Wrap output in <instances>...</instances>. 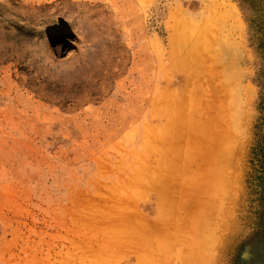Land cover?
<instances>
[{"label":"rangeland","instance_id":"obj_1","mask_svg":"<svg viewBox=\"0 0 264 264\" xmlns=\"http://www.w3.org/2000/svg\"><path fill=\"white\" fill-rule=\"evenodd\" d=\"M69 1L0 0V264H264V0Z\"/></svg>","mask_w":264,"mask_h":264},{"label":"bare ground","instance_id":"obj_2","mask_svg":"<svg viewBox=\"0 0 264 264\" xmlns=\"http://www.w3.org/2000/svg\"><path fill=\"white\" fill-rule=\"evenodd\" d=\"M64 1L70 2L69 0H64ZM72 3H74V2H72ZM79 4H81V2H79ZM1 26H2V25H1ZM182 29H183V27H182ZM183 30H184V29H183ZM176 32H177V31H176ZM181 34H182V33H181ZM177 35H178V34H177ZM185 35H186V34H185ZM178 36H179V35H178ZM183 36H184V32H183ZM179 37H180V36H179ZM181 38H182L183 40H185V37H184V38H183V37H180V39H181ZM178 41H179V39H178ZM181 41H182V40H181ZM195 41H197V40H195ZM183 42H184V41H182V43H183ZM190 42H191V41H190ZM180 43H181V42H180ZM184 43H185V42H184ZM186 43H187V42H186ZM192 43H193V42H192ZM194 43H195V42H194ZM194 43H193V44H194ZM154 104H155V101H152V100H151V106L154 107ZM156 134H157V133H156ZM192 135H193V134H192ZM193 138H194V137H193ZM176 143H177V142H176ZM141 172H142V171H141ZM143 173H144V171H143ZM143 173L138 174L137 180H139L140 178H142V177L144 176ZM141 174H142L143 176H142ZM145 174H146V171H145ZM161 174H162V173H161ZM158 176H159V175H158ZM159 177H160V176H159ZM156 178H157V177H156ZM156 178H154V179H156ZM203 178H204V177H203ZM158 179H159V178H158ZM158 179H157V181H158ZM161 179H163V178H161ZM167 181H168V179H167ZM203 181H205V180H203ZM212 181H213V180H212ZM155 182H156V180H155ZM197 182H198V181H197ZM207 183H209V181H208ZM199 184H200V183H199ZM199 184H198V185H199ZM196 185H197V184H196ZM196 185H195V186H196ZM199 186H200V185H199ZM204 186H205V185H204ZM151 187H152V186H151ZM158 187H160V186L158 185ZM183 187H184V186H183ZM188 187H190V186H188ZM186 188H187V186H186ZM159 189H160V188H159ZM181 189H183V188L181 187V188L178 189V190L181 191ZM190 189H192V188H190ZM219 189H220V188H219ZM183 190H184V189H183ZM199 190H200V189H199ZM162 191L164 192L163 189H162ZM165 191H166V190H165ZM202 191H203V190H202ZM177 192H178V191H177ZM160 193H161V192H160ZM165 193H166V192H165ZM184 193H185V191H184ZM191 193H192V191H191ZM195 193H196V192H195ZM133 194H134V193H133ZM188 194H189V193H188ZM166 195H167V197H169L167 193L165 194L164 197H166ZM189 195H190V194H189ZM191 195H192V194H191ZM191 195L189 196L190 198L193 197V196H191ZM195 195H197V194H195ZM195 195H194V196H195ZM197 196H198V195H197ZM197 196H196V197H197ZM201 196H202V195H201ZM132 197H133V196H132ZM175 197H176V196H175ZM184 197H185V196H184ZM193 198H194V197H193ZM198 198H199V197H198ZM134 199H135V198H134ZM169 199H170V198H169ZM172 199H173V197H172ZM177 199H178V198H177ZM199 199H200V198H199ZM222 199H223V198H222ZM222 199H221V200H222ZM173 200H174V199H173ZM178 200H179V199H178ZM178 200H177V202H178ZM194 200H195V198H194ZM201 200H202V198H201ZM217 200L220 201V199H217ZM189 201H190V200H189ZM197 201H198V199L196 198V202H197ZM171 202H172V201H171ZM173 202H174V201H173ZM173 202H172V203H173ZM175 202H176V201H175ZM177 202H176V203H177ZM191 202H192V201H191ZM167 203H168V202L166 201V204H167ZM189 203H190V202H189ZM201 203H202V202H201ZM177 204H178V203H177ZM180 204H181V203H180ZM196 204H197V203H196ZM199 204H200V203H199ZM168 206H170V207L172 208L173 205H170V204L168 203V204L162 209V213H165V210H166V208H167ZM194 206H195V205H194ZM197 206H198V205H197ZM203 207H204V206H203ZM207 207H208V206H207ZM171 208H170V209H171ZM170 209L167 210V215H168L169 212L172 213V211L175 209V206H174V209H173V208H172L171 210H170ZM192 209H193V208H192ZM198 209H199V208H198ZM198 209H197V210H198ZM214 209H215V207H214ZM216 209H217V208H216ZM169 210H170V211H169ZM203 210H204V209H203ZM160 212H161V211H160ZM177 212H178V211H177ZM203 212H204V211H203ZM222 212H223V211H222ZM165 214H166V213H165ZM161 215H162V214H161ZM163 215H164V214H163ZM182 216H183V215H182ZM196 216H197V215H196ZM130 217H131V216H130ZM130 217H129V218H130ZM162 217H163V216H162ZM166 217H168V216H164L163 218L165 219ZM169 217H170V216H169ZM214 217L216 218V215H215ZM121 218H123V217H121ZM199 218H200V217H198V219H199ZM209 218H210V217H209ZM126 219H128V218H126ZM168 219H169V218H168ZM168 219H165V220H168ZM198 219H196V221H197ZM129 220H130V219H129ZM169 220H172V218L169 219ZM179 220H180V219H179ZM201 220H202V219H201ZM208 220L210 221V219H207L206 222H207ZM215 220H218V219H215ZM222 220H223V219H222ZM178 222H179V221H178ZM201 222H203V221H201ZM218 222H219V221H218ZM120 223H121V222H120ZM123 223H124V222H123ZM134 223H135V222H134ZM165 223H166V221H165ZM211 223H212V222H211ZM176 224H177V223H176ZM178 224H179V223H178ZM182 224H183V223H182ZM199 224H200V223H199ZM202 224H203V223H202ZM202 224H201V225H202ZM214 224H215V223H214ZM218 224H219V223H218ZM123 225H124V224H123ZM125 225H126V224H125ZM208 225H209V224H208ZM208 225H207V226H208ZM216 225H217V224H215V227H216ZM178 226H180V225H178ZM178 226H177V227H178ZM198 226H199V225H198ZM203 226H204V225H203ZM138 227H139V226H138ZM144 227H145V226H144ZM208 227H209V226H208ZM210 227H211V226H210ZM133 228H134V227H133ZM135 228L137 229V227H135ZM146 228H147V227H146ZM213 228H214V225H213ZM202 229H203V228H202ZM210 229H211V228H210ZM215 229H216V228H215ZM215 229H214V230H215ZM134 230H135V229H134ZM205 230H206V229H205ZM205 230H204V231H205ZM217 230H218V229H217ZM206 231H207V230H206ZM211 231H212V230H211ZM215 231H216V230H215ZM190 232H191V231H190ZM192 232H193V231H192ZM192 232H191V233H192ZM207 232H209V231H207ZM212 232H213V231H212ZM182 233H183V232H182ZM201 234H202V233H201ZM203 234H205V233H203ZM210 234H211V232L208 233V236H209ZM194 235H195V234H194ZM199 235H200V234H199ZM206 235H207V234H206ZM192 236H193V235H192ZM215 236H216V235H215ZM210 237H211V236H210ZM207 239H208V238H207ZM211 239H213V238H211ZM211 239H210V241H212ZM205 240H206V239H205ZM214 241H216V240H214ZM186 242H187V241H186ZM209 243H210V242H209ZM212 243H213V242H212ZM210 245H211V244H210ZM188 246H189V248H190V245H188ZM191 246H192V245H191ZM193 248H195V247H193ZM193 248H192V249H193ZM209 249H212L211 246H209ZM213 250H214V249H213ZM209 252H210V251H209ZM200 253H201V252H200ZM211 253H212V252H211ZM193 254H194V253H193ZM203 254H205V253H203ZM212 254H213V253H212ZM186 255H187V254H186ZM186 255H185V256H186ZM194 255L197 256V254H194ZM188 256H189V255H188ZM191 257H192V260H193V259H194V260H195V259H198V257H199V259L201 258V256H200L199 254H198V256H197L196 258H194L195 256L193 257L192 255H191ZM204 257H205V256H204ZM167 258H168V257H167ZM186 258H187V257H186ZM205 259H206V258H205ZM205 259H204V260H205ZM212 259H213V258H212ZM190 260H191V259H190ZM194 260H193V261H194ZM199 261H203V259H201V260H199ZM158 262H159V261H158ZM165 262H166V261H165ZM148 264H149V263H148ZM156 264H157V263H156ZM165 264H166V263H165ZM191 264H192V263H191Z\"/></svg>","mask_w":264,"mask_h":264}]
</instances>
